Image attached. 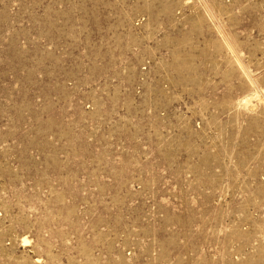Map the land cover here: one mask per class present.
<instances>
[{"label":"rangeland","instance_id":"1","mask_svg":"<svg viewBox=\"0 0 264 264\" xmlns=\"http://www.w3.org/2000/svg\"><path fill=\"white\" fill-rule=\"evenodd\" d=\"M0 264H264V0H0Z\"/></svg>","mask_w":264,"mask_h":264},{"label":"bare ground","instance_id":"2","mask_svg":"<svg viewBox=\"0 0 264 264\" xmlns=\"http://www.w3.org/2000/svg\"><path fill=\"white\" fill-rule=\"evenodd\" d=\"M28 243H29V241L25 238V239L23 240V244L27 245Z\"/></svg>","mask_w":264,"mask_h":264}]
</instances>
